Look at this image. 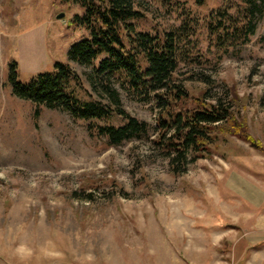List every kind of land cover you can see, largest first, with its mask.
Listing matches in <instances>:
<instances>
[{
  "label": "rangeland",
  "instance_id": "rangeland-1",
  "mask_svg": "<svg viewBox=\"0 0 264 264\" xmlns=\"http://www.w3.org/2000/svg\"><path fill=\"white\" fill-rule=\"evenodd\" d=\"M132 2L144 14L133 21L138 31L182 33L184 47L208 58L181 62L178 83L198 93L207 85L189 76L200 71L215 80L213 93L233 87L235 118L264 143V16L247 44L220 57L204 25L223 0ZM82 13L61 0H0V264H264V152L221 137L174 175L153 143L154 101L118 74L98 77L99 61H70L71 47L90 38L73 21ZM14 63L23 84L56 63L70 65L76 97L121 108L147 122L148 135L111 146L97 128L124 125L116 112L84 121L41 106L36 118L37 105L13 93Z\"/></svg>",
  "mask_w": 264,
  "mask_h": 264
},
{
  "label": "trees",
  "instance_id": "trees-1",
  "mask_svg": "<svg viewBox=\"0 0 264 264\" xmlns=\"http://www.w3.org/2000/svg\"><path fill=\"white\" fill-rule=\"evenodd\" d=\"M61 1L83 9V13L76 14L73 21L90 32V38L71 47L70 61L93 66L99 61L95 65L98 77L118 74L124 77L131 92L142 96L144 101H154L157 132L153 143L160 150V157L168 161L174 175L183 174L190 164L210 155L212 146L221 137L236 135L264 152V143L249 133L246 121L235 118L233 109L239 98L233 87L213 93L215 80L200 71L189 76L190 80L207 85L198 93L178 83L177 72L181 62L209 61L203 50L198 49L194 53L196 47H184L189 41L184 34L168 31L153 35L138 31L133 21L142 20L144 14L132 0ZM162 1L171 4L175 0ZM195 2L202 6L207 0ZM223 2L209 15L204 25L209 46L220 57L231 48L247 44L264 16V0ZM197 35L196 29L191 37ZM18 77V65L14 63L10 73L13 93L37 105L36 118L41 114V106L62 108L73 118L84 121L109 119L116 112L125 120L124 125L97 128V133L115 147L146 136L150 131L147 122L121 108L112 110L107 104L76 97L70 87L71 82L79 77L68 64L56 63L52 71L34 75L27 84L18 81ZM110 93L113 102L118 104L117 92Z\"/></svg>",
  "mask_w": 264,
  "mask_h": 264
},
{
  "label": "water",
  "instance_id": "water-1",
  "mask_svg": "<svg viewBox=\"0 0 264 264\" xmlns=\"http://www.w3.org/2000/svg\"><path fill=\"white\" fill-rule=\"evenodd\" d=\"M63 17H64V15H63V16H62V15H59V16H58V19H61V18H63Z\"/></svg>",
  "mask_w": 264,
  "mask_h": 264
}]
</instances>
